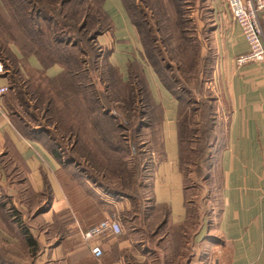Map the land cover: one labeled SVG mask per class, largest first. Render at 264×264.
<instances>
[{"label": "crops", "instance_id": "0c3cea01", "mask_svg": "<svg viewBox=\"0 0 264 264\" xmlns=\"http://www.w3.org/2000/svg\"><path fill=\"white\" fill-rule=\"evenodd\" d=\"M227 1L208 0V89L216 99L217 120L210 164L204 167L208 177L201 182H194L191 176L185 178L181 170L179 101L144 61L143 48L122 0H105L103 5L114 27L99 37L110 36L115 45L107 60L124 82L128 80V63L142 64L151 96L162 108L161 146L149 183L152 216L147 220L168 208L161 228L148 232L132 199L112 197L74 166L58 162L41 141L24 136L12 122L4 96L0 99V159L11 161L10 175H21L17 183L25 182L31 194L48 192L44 193L48 200L43 201L47 210L28 219L47 225L45 230L31 227L42 244V264H264V63H237L248 46ZM101 39L98 43L103 46ZM11 49L22 57L15 45ZM28 64L42 71L36 56L30 57ZM62 71L56 64L46 70V75L53 78ZM6 85L9 77L0 75V87ZM0 174L8 180L4 171ZM191 206L203 212L196 232L186 228ZM112 215L119 217L123 234L97 239L104 254L96 258L91 252L94 240L86 241L84 232ZM1 239L4 246L12 244L3 236Z\"/></svg>", "mask_w": 264, "mask_h": 264}, {"label": "trees", "instance_id": "16d2710c", "mask_svg": "<svg viewBox=\"0 0 264 264\" xmlns=\"http://www.w3.org/2000/svg\"><path fill=\"white\" fill-rule=\"evenodd\" d=\"M198 1L200 8H197L196 0H135L136 3L122 0L138 34L144 61L179 101L177 125L183 175L185 178L195 175L201 182L208 177L204 167L210 164L217 116L214 112L216 99L207 86L211 61L209 46L206 45L209 35V17L206 14H210V10L203 4L208 0ZM104 2L0 0V60L6 70L5 76L9 77L5 106L11 120L17 115L16 110L32 102L36 108L57 117L53 123L62 134L71 135L67 139L73 141L75 156L86 167L82 172L89 174L90 180L107 194L132 199L135 212L141 214L142 222L151 232L161 228L169 214L166 208L147 222L152 216L153 204L144 192L150 193L151 187L146 181L153 174L161 146L162 108L151 96L142 64L130 61L127 65L128 80L124 82L118 69L107 60L111 51H107L105 59L98 55L97 47L102 50L98 37L114 29L103 8ZM70 6L73 10H68ZM138 8L142 19L133 15L137 14L135 9ZM195 9L205 19L203 29L195 24ZM201 30H204L203 39ZM11 45L19 49L21 58L13 53ZM32 56L37 57L42 71L30 68L28 60ZM56 64L63 71L57 77H48L46 70ZM88 72L98 75L97 82L90 79ZM193 78L195 87L191 86ZM98 83L102 84V89ZM179 89L191 96L209 93L203 99L209 104L205 111L207 114L201 115L203 121L198 119L197 104L194 106L192 100L178 94ZM197 95L194 102L201 100ZM15 126L24 136L33 138L32 134ZM47 148L58 162L65 164L58 148ZM185 153L188 158L186 166ZM191 164L193 167L188 170ZM11 165L9 159H0V170L7 174L8 179L14 175L18 177L15 173L10 175ZM28 193L31 194L29 190ZM44 193L48 194L47 191ZM44 193L31 195L39 201L45 198ZM143 200L152 205L144 204ZM6 206L0 202V219L4 220L7 229L16 230L20 224L22 226L21 220L15 215L9 217L10 211ZM114 216L120 221L117 215ZM187 226L188 231H197L190 223ZM21 231L23 245L35 255L40 250L39 242L23 226Z\"/></svg>", "mask_w": 264, "mask_h": 264}, {"label": "rangeland", "instance_id": "374dc122", "mask_svg": "<svg viewBox=\"0 0 264 264\" xmlns=\"http://www.w3.org/2000/svg\"><path fill=\"white\" fill-rule=\"evenodd\" d=\"M132 1H133V3H136L135 0H132ZM196 4L198 6L197 8L201 7V4L199 3L198 0H196ZM203 4L205 6H210L207 2L203 3ZM69 9L73 10L72 6H70L68 8V10ZM135 11L137 14H133L134 17L137 19H140V17H141V15L139 14V12L141 13L140 8H138V10L135 9ZM193 11H194L193 13L195 15V21H196L195 24H198V26L203 29L204 23H205L204 17L202 16L201 12L200 13L198 12L199 10L195 9ZM190 16H191V14H190ZM206 16L209 17L210 14L207 12ZM141 19H142V17H141ZM208 22H209V28H210V25H211L210 18H209ZM53 29H55V26H53ZM203 32H204V30L200 31V37L202 39L204 38ZM99 39H101V38H99ZM101 42L103 44L105 43V45H103L101 47L102 50H100V48L97 47L99 49L97 51V53H98V55L101 54L102 58L105 59L108 56L107 51L110 50L111 54H112L114 49H115V45L113 46V40L111 39L110 36H108L106 39L102 38ZM106 42L108 44H106ZM206 43H207L206 44L207 46H209V47L211 46V40L210 39H207ZM99 45H100V43H99ZM88 66H90V65H88ZM87 74L90 76V79H95V80L97 79V77H96V76H98L97 74H95L93 72H88ZM204 78H206V75H204ZM96 82H97V80H96ZM86 83H89V82L86 81ZM193 83H195L194 78H193V81L191 82V86L195 87V85ZM207 86H208V84H207ZM207 86H205V87H207ZM98 87L100 89H102L103 86L101 83H98ZM192 87L190 89H192ZM177 93L181 94L183 96H186L190 100H192L194 106H196V104H197V107H199V118L198 119L202 120L201 115L207 114V112L205 113V111H206V109H208V105H209L203 99L205 96H209V93L208 94H202V96L197 95L195 93L194 96H191L188 94H186V95L183 94L181 89H179V91H177ZM196 95L199 96L201 99L199 102H194L196 99L195 98ZM211 95L214 96V93H212ZM36 107H37V105L34 102H32L29 106H23L22 108L16 110L17 115L12 117V121H13L14 125H18V127H21L28 134H32V137L34 139L41 141V143L44 144L46 147L55 146L56 148H58L60 153L63 156V162L65 164L67 163V165L74 166L75 171H78V173L80 171V173L83 174L82 176L89 177V174H84L82 172V171H85L86 167L82 166L80 160L77 158V156H75L76 153L73 150V141H71V139L70 140L67 139V137H71V135L67 134V136H66V134H62L59 131V129L55 126V123H53V122L57 117L53 116L52 114L47 113L45 110H41V109H38ZM184 107H186V105H184ZM147 131L150 132V130H147ZM185 157L186 158H185L184 164L186 166V164L188 165V158L186 156V153H185ZM5 163H8V162L5 161ZM191 165L189 166V168H187L188 170L193 167V165L192 166ZM191 177H192V180L194 182H196L197 180L200 181L198 179V177L195 175L191 176ZM20 179H22V177H19V176L17 177L16 175H14L13 178H9L7 180L6 178L2 177V175L0 174V202L5 203L7 205L6 206L7 209L9 208L8 210L10 212L7 215L9 217H11V215H15L17 217V219L21 220L22 226L26 230L31 231L32 226L37 228V230L47 229V225L41 220H37L36 222H33V223H31L28 220L31 216L37 217L38 215L42 214L45 210H47V206L43 204V201L47 199V196L43 199H39V201H38V199L36 197L34 198L30 193H28V190L26 188L28 185H26L25 182L17 183ZM146 182L149 184L150 178ZM1 183H3V185H1ZM215 183H216V179H214V181H213V186ZM214 188H215V186H214ZM14 189H16V190H14ZM144 192L147 193L146 194L147 196H150L149 192H147V190H145ZM13 193H14V195H13ZM141 193H142V191L140 190V194ZM11 195H13V197L16 198V201H15L16 205H17L16 208L13 207V205H12L13 203H12V196ZM112 197H114V196H112ZM120 197L128 198V197H124V196H120ZM120 197H115V198H120ZM215 199H216L215 196H213L214 205L216 203V201H214ZM39 202L42 203L40 207L36 206L37 204H39ZM22 203L24 204L23 207L20 205ZM145 203L147 205H151L149 201L145 200L144 204ZM33 208H35V209H33ZM199 216L200 217L202 216V210H199L198 208L191 206V208L189 209V221H190V226L192 228L195 227V230H197V228H198V226H196V225H198V222L200 220ZM136 224L139 225V223H136ZM22 226L20 224L17 228H15L16 230L12 231L10 228L7 229V226L4 222V220L0 219V235H1V237L2 236L5 237L7 242L12 241V245H13L12 247H6L4 245L0 246V264H42V261L40 259V253L37 252L35 255H32V252H31L32 250L26 248L25 245H23L24 243H22V235H21V233H22L21 227ZM55 227H56V229L59 228L58 222H55ZM17 235H18V238L16 239ZM1 237H0V240H2ZM12 238H14V239H12ZM0 244H2V243H0ZM3 244H5L4 240H3ZM40 245H42V244L40 243Z\"/></svg>", "mask_w": 264, "mask_h": 264}, {"label": "built area", "instance_id": "2783aa9c", "mask_svg": "<svg viewBox=\"0 0 264 264\" xmlns=\"http://www.w3.org/2000/svg\"><path fill=\"white\" fill-rule=\"evenodd\" d=\"M227 7L233 21L240 27L248 46V52L237 58L238 64L264 63V0H228ZM6 70L0 60V75ZM9 92L8 85L0 87V99ZM123 227L116 216L102 220L84 232L86 241H93L91 252L101 258L104 251L97 239L108 235L120 236Z\"/></svg>", "mask_w": 264, "mask_h": 264}]
</instances>
